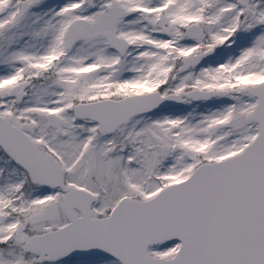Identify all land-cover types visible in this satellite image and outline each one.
Wrapping results in <instances>:
<instances>
[{"label":"snow or ice","instance_id":"1","mask_svg":"<svg viewBox=\"0 0 264 264\" xmlns=\"http://www.w3.org/2000/svg\"><path fill=\"white\" fill-rule=\"evenodd\" d=\"M0 264H264V0H0Z\"/></svg>","mask_w":264,"mask_h":264}]
</instances>
